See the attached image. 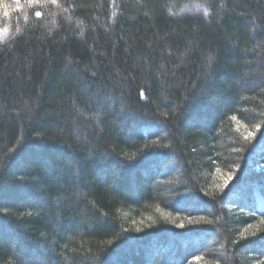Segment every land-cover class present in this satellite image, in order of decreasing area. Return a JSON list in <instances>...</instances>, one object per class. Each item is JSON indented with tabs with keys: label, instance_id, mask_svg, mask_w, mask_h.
<instances>
[{
	"label": "trees",
	"instance_id": "16d2710c",
	"mask_svg": "<svg viewBox=\"0 0 264 264\" xmlns=\"http://www.w3.org/2000/svg\"><path fill=\"white\" fill-rule=\"evenodd\" d=\"M23 5L0 264H264V0Z\"/></svg>",
	"mask_w": 264,
	"mask_h": 264
},
{
	"label": "rangeland",
	"instance_id": "374dc122",
	"mask_svg": "<svg viewBox=\"0 0 264 264\" xmlns=\"http://www.w3.org/2000/svg\"><path fill=\"white\" fill-rule=\"evenodd\" d=\"M24 0H0V42L6 41L12 34V22L14 14L17 18L23 17ZM204 5L198 2H187L179 10L180 14H197L204 11ZM12 20V19H11ZM236 198V196H235ZM248 202L249 207L255 208Z\"/></svg>",
	"mask_w": 264,
	"mask_h": 264
},
{
	"label": "snow or ice",
	"instance_id": "6c2138e0",
	"mask_svg": "<svg viewBox=\"0 0 264 264\" xmlns=\"http://www.w3.org/2000/svg\"><path fill=\"white\" fill-rule=\"evenodd\" d=\"M29 2H31V0H29ZM36 15H37V16H39V15H40V13H39V12H37V13H36ZM143 95H144V94H143V93H141V96H143ZM234 119H235V118H234ZM229 179H231V177H230V176H229Z\"/></svg>",
	"mask_w": 264,
	"mask_h": 264
}]
</instances>
